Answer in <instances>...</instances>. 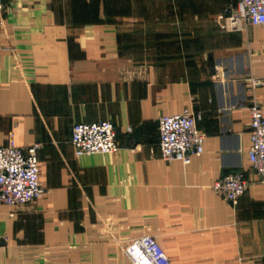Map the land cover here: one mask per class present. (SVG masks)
Segmentation results:
<instances>
[{
    "label": "crops",
    "instance_id": "crops-1",
    "mask_svg": "<svg viewBox=\"0 0 264 264\" xmlns=\"http://www.w3.org/2000/svg\"><path fill=\"white\" fill-rule=\"evenodd\" d=\"M237 1L5 0L0 146L39 145L44 194L0 205V264H133L142 236L169 264H264V184L246 160L264 26L226 31ZM185 109L202 113L204 152L164 162L157 121ZM100 121L118 152L76 158L72 126ZM234 173L249 188L232 206L211 185Z\"/></svg>",
    "mask_w": 264,
    "mask_h": 264
},
{
    "label": "built area",
    "instance_id": "built-area-1",
    "mask_svg": "<svg viewBox=\"0 0 264 264\" xmlns=\"http://www.w3.org/2000/svg\"><path fill=\"white\" fill-rule=\"evenodd\" d=\"M4 9L5 0H0V15ZM223 23L228 32H239L248 26H264V0H238L223 10ZM224 76L223 69L216 70V79ZM249 85L251 89L260 88L263 81L250 78ZM248 112L250 132L246 160L264 184V113L254 102ZM201 121L202 113L193 109L161 116L157 121L161 160L186 165L191 157L203 154L205 135L198 128ZM127 132L131 133V129ZM70 144L76 158L113 155L119 150L115 128L110 121L74 124ZM38 149V144L27 148L0 146V205L15 207L42 198ZM248 188L249 182L242 173L228 174L211 185V190L232 206ZM126 254L133 264H169L165 253L151 236H142L128 243Z\"/></svg>",
    "mask_w": 264,
    "mask_h": 264
}]
</instances>
